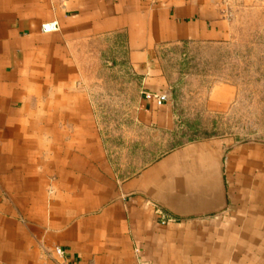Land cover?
Segmentation results:
<instances>
[{
	"label": "crops",
	"instance_id": "crops-1",
	"mask_svg": "<svg viewBox=\"0 0 264 264\" xmlns=\"http://www.w3.org/2000/svg\"><path fill=\"white\" fill-rule=\"evenodd\" d=\"M243 1L0 0V264H264V143L204 137L124 173L79 79L84 49L112 40L138 78L136 123L173 133L159 49L229 40ZM235 96L214 85L203 111Z\"/></svg>",
	"mask_w": 264,
	"mask_h": 264
},
{
	"label": "rangeland",
	"instance_id": "rangeland-1",
	"mask_svg": "<svg viewBox=\"0 0 264 264\" xmlns=\"http://www.w3.org/2000/svg\"><path fill=\"white\" fill-rule=\"evenodd\" d=\"M230 31L226 41L159 49L174 96L173 133L136 123L140 88L138 78L125 66L123 49L112 40L84 49L82 59L89 66H82L79 79L89 95L85 107L93 112L109 158L119 170L136 171L189 138L216 136L264 143V5L244 0L233 9ZM93 50L99 56L98 66H91ZM223 83L236 88L235 98L223 111L206 114L204 92Z\"/></svg>",
	"mask_w": 264,
	"mask_h": 264
},
{
	"label": "built area",
	"instance_id": "built-area-1",
	"mask_svg": "<svg viewBox=\"0 0 264 264\" xmlns=\"http://www.w3.org/2000/svg\"><path fill=\"white\" fill-rule=\"evenodd\" d=\"M42 31L43 32H55L59 29V24L56 21L47 22L42 25ZM157 105H160L162 103L161 98L159 96H155ZM57 254L60 255V257L64 256V251L61 248H56ZM55 264H67L65 260L62 261H56Z\"/></svg>",
	"mask_w": 264,
	"mask_h": 264
},
{
	"label": "trees",
	"instance_id": "trees-1",
	"mask_svg": "<svg viewBox=\"0 0 264 264\" xmlns=\"http://www.w3.org/2000/svg\"><path fill=\"white\" fill-rule=\"evenodd\" d=\"M192 140H194V139H190V138H189V139H187L186 141H192ZM186 141H185V142H186ZM183 143H184V142H180L179 145H181V144H183Z\"/></svg>",
	"mask_w": 264,
	"mask_h": 264
}]
</instances>
